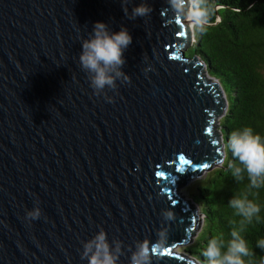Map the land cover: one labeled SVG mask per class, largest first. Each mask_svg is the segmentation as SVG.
<instances>
[{"label": "water", "instance_id": "95a60500", "mask_svg": "<svg viewBox=\"0 0 264 264\" xmlns=\"http://www.w3.org/2000/svg\"><path fill=\"white\" fill-rule=\"evenodd\" d=\"M147 2L150 17L132 20L121 0H0V264H87L82 242L100 228L123 242L128 264L129 247L151 246L162 227L152 264H197L173 251L201 226L177 190L222 160L224 90L181 52L185 21L166 0ZM97 21L132 36L130 82L105 90L112 102L79 66ZM35 207L40 218L26 219Z\"/></svg>", "mask_w": 264, "mask_h": 264}, {"label": "trees", "instance_id": "16d2710c", "mask_svg": "<svg viewBox=\"0 0 264 264\" xmlns=\"http://www.w3.org/2000/svg\"><path fill=\"white\" fill-rule=\"evenodd\" d=\"M213 12L202 35L184 55L200 57L211 77L217 79L227 97L228 110L223 119L226 161L214 170L198 189L199 204L204 208L205 227L190 253L205 264L202 255L207 241L223 234L226 241L238 226L239 217L228 201L247 190L246 175L239 184L227 165L233 162L227 141L232 131L250 127L264 141V0H209ZM261 207L259 222L248 225L242 236L252 255L246 264H262L264 251L256 247L264 240V186L249 195Z\"/></svg>", "mask_w": 264, "mask_h": 264}, {"label": "clouds", "instance_id": "9594fccd", "mask_svg": "<svg viewBox=\"0 0 264 264\" xmlns=\"http://www.w3.org/2000/svg\"><path fill=\"white\" fill-rule=\"evenodd\" d=\"M121 3L125 15L132 20L150 17L153 11L147 0L135 4L131 11L128 8L131 0H121ZM166 4L176 17L187 23L193 39L204 33L213 12L209 0H166ZM131 43L132 36L126 27L122 26L118 32H114L102 21L95 22L89 38L82 40L79 66L87 74L95 95L103 94L112 102V97L107 96L105 90H115L117 79L130 82V77L122 68L126 63L123 53ZM150 70V67L144 69L145 73ZM227 147L233 158V162L227 165L232 177L239 184L246 175L249 183L246 191L233 195L228 201L234 215L240 218L238 226L231 231V239L226 241L223 234L209 239L202 252L205 264H246L244 257L253 253L242 233L254 220H260L261 207L249 195L252 190L264 186V141L252 128L244 127L231 132ZM41 214V209L35 207L26 213V219L36 220ZM162 216L165 221L175 219L170 209L163 210ZM168 234L167 227L160 228L157 240L151 246L146 241L137 240L134 249L131 246L128 249L131 253L128 264H152L153 253L167 244ZM256 247L264 251V240L257 241ZM124 254L123 242L118 239L109 241L106 231L100 228L92 238L82 242L80 258L87 264H120Z\"/></svg>", "mask_w": 264, "mask_h": 264}, {"label": "rangeland", "instance_id": "374dc122", "mask_svg": "<svg viewBox=\"0 0 264 264\" xmlns=\"http://www.w3.org/2000/svg\"><path fill=\"white\" fill-rule=\"evenodd\" d=\"M183 25H184L187 33L190 35V40H189L186 47L181 48V52H187L190 48H192L195 45L196 38L193 39L192 34H191V30L187 26V23L184 22ZM198 58H199L198 61L202 64L203 63L202 59L200 57H198ZM203 64L205 66L204 71H203L204 78L207 81L214 82L213 79H215V78L211 77V75L208 72L207 65L205 63H203ZM222 99L225 102V111L222 114V116H220L219 118L216 119L215 128H216L217 136H218L220 146H221V152H222V160L221 161H223V164H224L226 161L227 155H226V141H225V137H224V133H223L224 129H223L222 123H223V119H224V117L227 113V110H228V107H227L228 102H227V97H226L225 93L222 94ZM223 164H221V162H220L219 164H216L211 170H209V171L204 170L202 172L201 176L191 179L181 189L177 190L178 194L183 196L184 199H186L192 206L195 207L196 216L200 219L201 226H200L199 231L195 234V236L192 237V241L190 243L179 245L176 248H174L173 251L180 256H184V257L196 262L197 264H202V262H200L197 259V255L195 256L194 254L190 253L189 251H191L192 248L195 245H197L198 240L202 236V233H203V230L205 227L204 208L199 204V198L200 197L198 194V189H199V187H201L203 185L204 181L212 175L213 171L220 168Z\"/></svg>", "mask_w": 264, "mask_h": 264}, {"label": "snow or ice", "instance_id": "6c2138e0", "mask_svg": "<svg viewBox=\"0 0 264 264\" xmlns=\"http://www.w3.org/2000/svg\"><path fill=\"white\" fill-rule=\"evenodd\" d=\"M180 160H182L185 164L189 163V161L185 160L183 157H180Z\"/></svg>", "mask_w": 264, "mask_h": 264}, {"label": "bare ground", "instance_id": "6f19581e", "mask_svg": "<svg viewBox=\"0 0 264 264\" xmlns=\"http://www.w3.org/2000/svg\"><path fill=\"white\" fill-rule=\"evenodd\" d=\"M184 23V22H183Z\"/></svg>", "mask_w": 264, "mask_h": 264}]
</instances>
